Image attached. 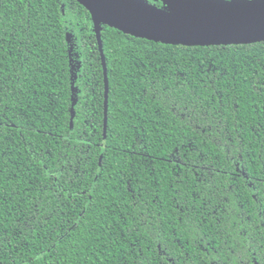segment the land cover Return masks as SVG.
Returning a JSON list of instances; mask_svg holds the SVG:
<instances>
[{"label":"trees","instance_id":"16d2710c","mask_svg":"<svg viewBox=\"0 0 264 264\" xmlns=\"http://www.w3.org/2000/svg\"><path fill=\"white\" fill-rule=\"evenodd\" d=\"M101 41L0 0V264H264V41Z\"/></svg>","mask_w":264,"mask_h":264},{"label":"water","instance_id":"95a60500","mask_svg":"<svg viewBox=\"0 0 264 264\" xmlns=\"http://www.w3.org/2000/svg\"><path fill=\"white\" fill-rule=\"evenodd\" d=\"M92 20L103 67L104 25L154 42L185 46L251 44L264 41V0H76ZM161 2V6L153 2ZM71 34H67L70 41ZM104 129L106 127V109Z\"/></svg>","mask_w":264,"mask_h":264},{"label":"flooded vegetation","instance_id":"af4514ba","mask_svg":"<svg viewBox=\"0 0 264 264\" xmlns=\"http://www.w3.org/2000/svg\"><path fill=\"white\" fill-rule=\"evenodd\" d=\"M243 244L247 245V242H244ZM240 262H242L244 264L243 260H241ZM212 263H214V262H212ZM253 264H259V262L256 260V258H253Z\"/></svg>","mask_w":264,"mask_h":264}]
</instances>
